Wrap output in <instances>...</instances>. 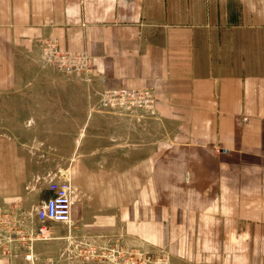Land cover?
I'll use <instances>...</instances> for the list:
<instances>
[{"label": "crops", "instance_id": "1", "mask_svg": "<svg viewBox=\"0 0 264 264\" xmlns=\"http://www.w3.org/2000/svg\"><path fill=\"white\" fill-rule=\"evenodd\" d=\"M39 48L86 54L90 82L70 79L94 118L164 133L147 156L152 206L133 174L137 139L121 159L132 171L122 187H136L117 209L127 237L190 264H264V0H0V51L14 59ZM72 148L80 227V197L101 186L90 165L112 163L111 135L103 151L92 139ZM50 195L47 181L34 205ZM48 245L2 240L0 264H48Z\"/></svg>", "mask_w": 264, "mask_h": 264}, {"label": "rangeland", "instance_id": "2", "mask_svg": "<svg viewBox=\"0 0 264 264\" xmlns=\"http://www.w3.org/2000/svg\"><path fill=\"white\" fill-rule=\"evenodd\" d=\"M64 58L72 59L73 64L67 65ZM71 77L85 84L90 82L89 62L83 52L39 48L33 53L17 51L13 59L11 54L8 56L0 51L1 218L5 220V215L13 214L23 219L27 226L36 224L33 202L41 196L49 178L62 175L72 183L73 144L77 140L92 139L103 151L104 138L111 135L112 163L90 165L93 177L101 179V186L90 188L87 195L80 197L88 203L80 227L73 219L69 227L61 223L52 227V238L45 241L49 243V256L53 258L47 263L130 264L135 259L136 264H190L191 260H186L183 253L139 245L127 237L117 210L120 203L136 198V187H122L125 183L130 185L125 178L130 177L132 171L131 165L121 160L131 155L132 149L135 152L134 145L133 148L128 145L136 139L140 147L136 149L138 163L133 174L138 177V190H143L144 198L150 202L146 206H152L147 156L155 140L164 133L153 131L146 120L144 132L139 135L127 130L133 120L129 122L126 117L113 116L106 120L103 115L95 114L94 118L87 113L88 106L81 100L85 93L82 85ZM96 110L99 113V109ZM88 124L95 126L88 127ZM104 124L109 130H103ZM75 128L77 130H73ZM100 154L96 150L95 155ZM140 154L142 162L139 163ZM63 159L65 163H58L57 160ZM104 174L108 176L106 187L103 186ZM78 192L75 188L74 203L78 202ZM90 247L94 248V252H90L94 256H90Z\"/></svg>", "mask_w": 264, "mask_h": 264}, {"label": "built area", "instance_id": "3", "mask_svg": "<svg viewBox=\"0 0 264 264\" xmlns=\"http://www.w3.org/2000/svg\"><path fill=\"white\" fill-rule=\"evenodd\" d=\"M84 55L87 58L85 53ZM48 189L51 191V195L34 208V216L38 222L36 228L27 226L23 219L13 214L5 215L4 220L1 218L0 211V241L3 240L8 244L14 239H18L24 242L30 250L33 241L52 238L51 223H63L67 227L72 225L73 187L70 180L62 175L55 179L51 178L48 180ZM89 250V253L94 252L92 247ZM90 256H94V253H90ZM96 256L99 258V255L96 254ZM25 257L31 258L30 251ZM130 264H136V260L132 259Z\"/></svg>", "mask_w": 264, "mask_h": 264}, {"label": "bare ground", "instance_id": "4", "mask_svg": "<svg viewBox=\"0 0 264 264\" xmlns=\"http://www.w3.org/2000/svg\"><path fill=\"white\" fill-rule=\"evenodd\" d=\"M64 62L67 63V65L73 64V61L70 58H64Z\"/></svg>", "mask_w": 264, "mask_h": 264}]
</instances>
